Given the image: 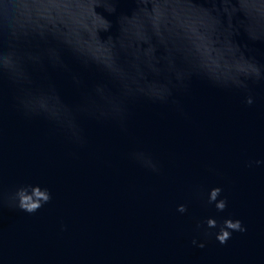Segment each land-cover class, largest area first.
<instances>
[{
	"label": "water",
	"instance_id": "water-1",
	"mask_svg": "<svg viewBox=\"0 0 264 264\" xmlns=\"http://www.w3.org/2000/svg\"><path fill=\"white\" fill-rule=\"evenodd\" d=\"M257 159L264 0H0V264H264Z\"/></svg>",
	"mask_w": 264,
	"mask_h": 264
},
{
	"label": "clouds",
	"instance_id": "clouds-1",
	"mask_svg": "<svg viewBox=\"0 0 264 264\" xmlns=\"http://www.w3.org/2000/svg\"><path fill=\"white\" fill-rule=\"evenodd\" d=\"M256 78H260V71H257ZM252 98L249 96L246 98L245 103L252 104ZM139 158V157H138ZM264 161L259 159L255 161H249L248 166L261 165ZM153 171H156L155 165H149ZM222 189L218 186L211 187L207 192L206 203L208 205H214L217 211H223L226 207V199L221 197L220 194ZM218 197H220L218 199ZM7 202H9L13 207L32 214L40 209L43 205L47 204L51 200V193L47 187H42L39 184H21L17 186L14 191L11 192L9 196L6 197ZM177 212L183 214L186 212V206L184 204L177 205ZM225 221L228 222V225H225ZM204 223L208 229L217 228L218 230L214 233V237L218 243L221 245L225 244L227 240L231 237L233 231L244 232L245 228L242 225V222L239 219L226 218L220 224L217 223V220L209 217ZM200 227L199 222L197 223V228ZM192 244L197 247L203 248L204 244L199 243L195 239L192 240Z\"/></svg>",
	"mask_w": 264,
	"mask_h": 264
}]
</instances>
